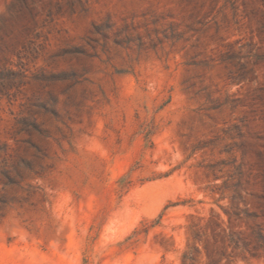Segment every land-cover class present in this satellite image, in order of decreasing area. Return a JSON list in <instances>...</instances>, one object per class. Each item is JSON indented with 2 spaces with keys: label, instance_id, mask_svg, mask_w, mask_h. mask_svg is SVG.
<instances>
[{
  "label": "rangeland",
  "instance_id": "obj_1",
  "mask_svg": "<svg viewBox=\"0 0 264 264\" xmlns=\"http://www.w3.org/2000/svg\"><path fill=\"white\" fill-rule=\"evenodd\" d=\"M243 2L0 0V264H205L253 87L225 60Z\"/></svg>",
  "mask_w": 264,
  "mask_h": 264
},
{
  "label": "trees",
  "instance_id": "obj_2",
  "mask_svg": "<svg viewBox=\"0 0 264 264\" xmlns=\"http://www.w3.org/2000/svg\"><path fill=\"white\" fill-rule=\"evenodd\" d=\"M240 3L244 8L243 0ZM242 14L255 21V30L248 42H236L237 50L230 47L225 60L233 68L229 71L231 80L253 87L245 99H237V105L246 107L240 118L244 131L238 133L240 163L228 175L231 186L229 179L222 185L229 191L228 205L219 206L222 214L215 212L209 217L210 239L201 247L205 264H235L236 256L264 260V0H258L256 9L243 10ZM251 126L260 129L252 131ZM193 239L200 242L197 232ZM193 250L200 252L196 245Z\"/></svg>",
  "mask_w": 264,
  "mask_h": 264
}]
</instances>
